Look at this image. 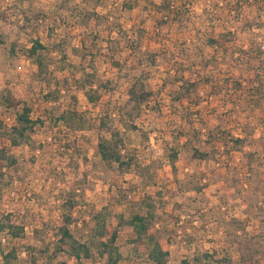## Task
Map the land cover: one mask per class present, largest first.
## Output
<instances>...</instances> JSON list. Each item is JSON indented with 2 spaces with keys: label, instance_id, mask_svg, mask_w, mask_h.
<instances>
[{
  "label": "rangeland",
  "instance_id": "374dc122",
  "mask_svg": "<svg viewBox=\"0 0 264 264\" xmlns=\"http://www.w3.org/2000/svg\"><path fill=\"white\" fill-rule=\"evenodd\" d=\"M0 40V264H110L102 220L145 264L134 214L166 264H264V0H0ZM8 95L36 120L16 146ZM114 138L129 165L100 160ZM65 215L89 258L57 251Z\"/></svg>",
  "mask_w": 264,
  "mask_h": 264
},
{
  "label": "trees",
  "instance_id": "16d2710c",
  "mask_svg": "<svg viewBox=\"0 0 264 264\" xmlns=\"http://www.w3.org/2000/svg\"><path fill=\"white\" fill-rule=\"evenodd\" d=\"M248 1V0H247ZM170 2V1H169ZM169 2L165 5V2L162 6L163 9L169 10ZM239 0H237V3ZM127 8H132L133 3L126 5ZM163 10L162 13L165 11ZM210 44H215L214 39H209ZM2 41L0 40V43ZM36 45L32 46L29 49V52H31V56L34 57V63L36 64L37 68L41 71L43 70V62L42 58L40 57L39 53L36 52L37 47H42L41 44L38 43V41H35ZM51 96V94H48L45 96L46 99H48ZM90 99H94L91 95H89ZM6 100L10 101V103L17 104L21 103V112L17 115L16 121L11 123L8 127L10 128V134H12L10 141H8V144L10 146H16L19 144V139L24 138L26 135L25 132L27 130H33V125L35 124L36 120H32L29 116V112L31 110L30 105L21 100L20 98L16 99L11 96H6ZM73 115H79L80 113H76L75 111H66L60 113L58 116L59 118L66 119L68 116L69 118ZM39 120V119H38ZM41 122V121H40ZM4 125V121L0 119V126ZM104 126V125H102ZM107 129V128H106ZM111 130V129H110ZM124 147L123 140L121 138H114L113 140L108 139H102L97 143V153L99 155L100 160L103 163L110 164V163H116L120 165L121 167L124 165H129V162H126L122 159V152L121 149ZM6 154V148L1 147L0 145V157L5 156ZM194 155L203 157L206 156L205 153L198 152L197 150L194 151ZM65 204L68 206L73 205V201L71 199H67L65 201ZM69 216L65 215L62 225L59 227V237L56 240L57 241V251H61L62 245L65 243L68 244L67 254L71 258H89L92 253V248L87 243H82L78 240H76L69 229ZM128 223L133 226L135 229V235L136 237L133 239L135 242H142L143 243V249L144 253L147 256L145 260V264H166L169 260V251L164 250L160 243L158 241H152V237L149 235L147 236V224L144 222L143 217L139 216L138 214H134L130 217L128 220ZM4 227V223H1V228ZM12 227V234L14 236L19 234V231L21 230L20 227ZM110 227L105 224V221L102 220L100 223H98L97 227L93 228V235L97 238V249L99 251L100 255L108 254V260L110 261V264H117V261L120 257V254L117 252L116 246H114V242L116 239V231H110ZM17 251L16 248H11L8 253L4 257V262L2 264H12V261L14 258H16ZM199 262V260L197 259ZM179 264H189V261L186 259H183L180 261Z\"/></svg>",
  "mask_w": 264,
  "mask_h": 264
}]
</instances>
